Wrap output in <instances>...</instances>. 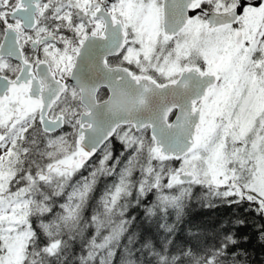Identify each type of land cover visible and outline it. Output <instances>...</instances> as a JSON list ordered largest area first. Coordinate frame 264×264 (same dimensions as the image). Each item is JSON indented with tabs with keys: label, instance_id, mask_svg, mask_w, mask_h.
<instances>
[{
	"label": "snow or ice",
	"instance_id": "6c2138e0",
	"mask_svg": "<svg viewBox=\"0 0 264 264\" xmlns=\"http://www.w3.org/2000/svg\"><path fill=\"white\" fill-rule=\"evenodd\" d=\"M0 264H264V0H0Z\"/></svg>",
	"mask_w": 264,
	"mask_h": 264
}]
</instances>
